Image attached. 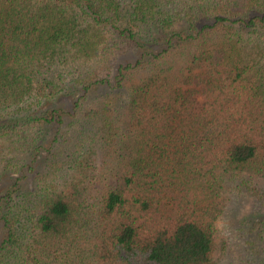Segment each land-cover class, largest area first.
Returning a JSON list of instances; mask_svg holds the SVG:
<instances>
[{"label":"trees","instance_id":"16d2710c","mask_svg":"<svg viewBox=\"0 0 264 264\" xmlns=\"http://www.w3.org/2000/svg\"><path fill=\"white\" fill-rule=\"evenodd\" d=\"M249 197L264 264V0H0V264H230Z\"/></svg>","mask_w":264,"mask_h":264},{"label":"rangeland","instance_id":"374dc122","mask_svg":"<svg viewBox=\"0 0 264 264\" xmlns=\"http://www.w3.org/2000/svg\"><path fill=\"white\" fill-rule=\"evenodd\" d=\"M64 105L69 104L68 98H65L62 100ZM260 204H258L255 200L252 198H246L241 199L239 202H230L227 207V211L225 213V227L227 232H223L221 235L222 238H227L232 241L233 246V252L230 253V264H240L239 262V256H240V250L237 249L239 239L235 238V232H233L238 227H244V223H253L254 221H257L255 219V215L260 212ZM264 210V209H263ZM235 242V243H234Z\"/></svg>","mask_w":264,"mask_h":264}]
</instances>
